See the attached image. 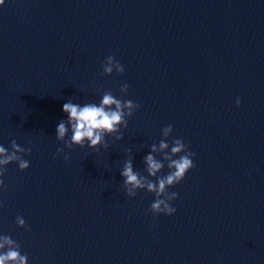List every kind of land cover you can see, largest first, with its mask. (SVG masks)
<instances>
[{"label": "water", "instance_id": "1", "mask_svg": "<svg viewBox=\"0 0 264 264\" xmlns=\"http://www.w3.org/2000/svg\"><path fill=\"white\" fill-rule=\"evenodd\" d=\"M109 55L123 74L102 75ZM104 91L141 105L124 138L68 149L63 105ZM169 124V152L182 139L196 167L169 189L177 212L154 216L155 195L129 198L120 173L131 149L148 176ZM13 140L32 153L6 166L0 235L28 264H264V0H5L0 146Z\"/></svg>", "mask_w": 264, "mask_h": 264}, {"label": "clouds", "instance_id": "2", "mask_svg": "<svg viewBox=\"0 0 264 264\" xmlns=\"http://www.w3.org/2000/svg\"><path fill=\"white\" fill-rule=\"evenodd\" d=\"M5 4V0H0V6ZM102 75H112L114 71L117 74H123L125 67L115 56L109 55L102 65ZM129 85H121L120 91L127 94ZM242 101L240 97L236 99V105L239 107ZM141 108L139 103L131 100H122L116 98L111 91H104L103 98L99 105L96 103H86L83 105L67 102L63 105V111L67 115L66 120H61L56 129V137L68 149H74V146H87L94 149L97 153L101 147L107 150L110 145L106 136H114L117 141L124 138L121 127L127 129L129 119ZM171 124L163 127L162 136L159 144H152L151 151L144 157L145 171L148 176L142 175L134 170L131 149H128L129 158L125 161L121 176L123 177V187L129 198L137 196L139 190H147L155 195V200L150 206V211L154 216L164 214L172 216L177 209L172 206V202L179 198L175 191L169 192L170 188L180 184L187 176L188 172L196 167L194 159L196 153L190 151L188 146L180 138H174L171 141V149L168 139L173 132ZM71 132L70 139H66ZM12 151L4 146H0V191H7V186L3 177L6 175V166L11 163H18L21 171L30 167V162L25 160L24 155H31V148L21 147L15 140L11 143ZM64 152V148L57 149V155ZM161 156L162 159H158ZM175 157V158H174ZM65 160L70 156L65 154ZM167 165L169 172L167 175H159ZM155 178V182L153 179ZM4 206L0 201V208ZM19 227L28 229V225L22 216L16 218ZM21 245L8 235H0V264H28L27 255H22Z\"/></svg>", "mask_w": 264, "mask_h": 264}]
</instances>
